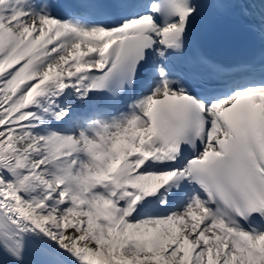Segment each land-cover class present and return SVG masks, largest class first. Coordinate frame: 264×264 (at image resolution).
Segmentation results:
<instances>
[{
	"label": "snow or ice",
	"instance_id": "1",
	"mask_svg": "<svg viewBox=\"0 0 264 264\" xmlns=\"http://www.w3.org/2000/svg\"><path fill=\"white\" fill-rule=\"evenodd\" d=\"M0 264H264V0H0Z\"/></svg>",
	"mask_w": 264,
	"mask_h": 264
}]
</instances>
